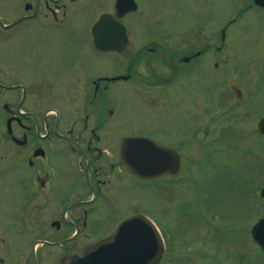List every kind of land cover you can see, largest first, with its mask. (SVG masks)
<instances>
[{
  "label": "rangeland",
  "instance_id": "rangeland-1",
  "mask_svg": "<svg viewBox=\"0 0 264 264\" xmlns=\"http://www.w3.org/2000/svg\"><path fill=\"white\" fill-rule=\"evenodd\" d=\"M82 1L85 3L80 1L67 12L69 20L61 29L50 24L40 31L39 36L28 38L27 34L35 24L25 22L8 31L13 34L10 40L2 42L0 38V45L36 46L49 51L48 54L59 55L60 62L70 60L71 56L72 60L79 59L77 48L85 50L88 47L87 30L98 11L106 9L108 5V11H112V0ZM25 2L0 0V18L6 22L16 19L24 13ZM248 2L138 0V13L127 15L126 21H122L131 35L127 49L119 56L88 55L89 61L103 67L106 73L110 72L109 76H114V73L126 72L128 62L133 60L140 47L149 49L156 43L159 45L156 52L159 58L166 54L162 49H169L165 41L170 44L171 39L174 45L184 50L195 43L191 41L193 38L203 43L200 49L206 47V53L199 61L203 74L197 76L191 85L189 94L192 97L186 100L184 106L176 108L180 112H172V115L182 114L179 120L178 117L174 118L185 124L174 122L173 127L166 126L170 122L166 118V111L150 118V113L161 110V107L156 109L154 104L136 105L135 79L115 83L113 93L117 95L114 101L110 99L111 105L120 108L121 115L126 117V133L149 132L158 139H165L169 133L166 131L171 130L172 144L181 156L179 171L173 177H159L154 182L128 178V182H121L122 185L111 196L110 205L105 206L108 210L105 216L111 220L122 218L134 210L120 207L123 198L126 204L138 201L140 212L155 221L161 235L170 239L165 242L166 250L161 264H187L189 257H193L192 264H264V251L261 253L251 241L249 233L252 224L264 217V201L258 197L259 188L264 183V136L258 133L255 123L264 114V10L254 6L245 9ZM240 7L244 8V14L228 25L226 20L234 16ZM225 24L226 36L221 43L220 33ZM197 30L206 34L196 33ZM222 51L227 52L229 62L223 63L225 57L218 56ZM149 58L158 60L149 54L147 58L142 56L138 59L141 64L136 66L137 69L134 67L136 75L153 76L146 65ZM214 61L224 64L219 67L223 68L212 70ZM227 63H232L233 67L225 66ZM251 65L255 67L254 73ZM166 67L157 68L156 76L164 78L167 72L168 78L174 77V88L176 83L183 82L184 76L187 80L196 76L197 70H193L192 65L186 74L173 76ZM249 68L250 74L247 73ZM257 75L259 79L255 80ZM128 83L130 88L126 92ZM197 86L199 89L204 86L205 95L202 93L199 97L196 94L194 89ZM233 86L241 90L244 99H236ZM217 88H221L225 94L222 92V96L214 100ZM174 92L182 93L181 90ZM197 110L199 116L194 114ZM184 111L187 115H184ZM148 120L152 122L151 125ZM0 123H4L3 117H0ZM151 126L155 129H151ZM246 178L252 180L249 185L244 181ZM227 180L226 187L230 190L235 191V185L248 190L238 197L239 206L230 208L226 204L229 201L235 203L234 197L223 190L226 187L221 186V182L226 184ZM102 232L98 225L93 237ZM171 242L174 245L168 247L167 243ZM232 245L235 251L229 258L225 254Z\"/></svg>",
  "mask_w": 264,
  "mask_h": 264
},
{
  "label": "flooded vegetation",
  "instance_id": "flooded-vegetation-1",
  "mask_svg": "<svg viewBox=\"0 0 264 264\" xmlns=\"http://www.w3.org/2000/svg\"><path fill=\"white\" fill-rule=\"evenodd\" d=\"M27 1L23 20L0 27V33L6 31L3 39L10 40L13 34L8 31L25 22L35 24L28 38L39 36L50 24L59 30L69 20L67 12L72 6L85 3ZM106 11L100 9L89 25L88 47L77 48V60L71 56L60 62L59 55L36 46L0 45V102L6 107L0 109L5 120L4 125L0 123V264H63L67 257L81 255L107 240L123 218L140 212L137 200L126 204L123 198L120 207L134 210L122 218L105 216V206L110 205L121 182L141 180L120 158L122 139L127 135L154 138L147 132H125L126 117L110 105L114 81L103 67L88 59V55L108 53L95 49L91 34L93 22ZM195 46L179 53L169 45L171 50L162 49L166 54L159 58L154 43L135 53L134 66L141 64L137 59L149 54L167 66L172 76L186 74L190 65L200 68L204 49L199 48L201 44ZM136 74L133 77L128 71L121 80H136L140 105L154 104L156 109L160 105L167 110L173 107L174 91L188 89L183 82L174 88V77ZM98 225L103 232L93 237Z\"/></svg>",
  "mask_w": 264,
  "mask_h": 264
},
{
  "label": "water",
  "instance_id": "water-1",
  "mask_svg": "<svg viewBox=\"0 0 264 264\" xmlns=\"http://www.w3.org/2000/svg\"><path fill=\"white\" fill-rule=\"evenodd\" d=\"M254 1L264 6V0ZM135 7L133 0H116L115 16L120 17ZM125 32V27L108 14L101 15L92 27L93 35L106 41L104 47L117 51L125 44ZM258 130L264 134V117L258 123ZM121 157L133 173L142 177L175 172L178 167L175 151L145 137L125 138ZM261 195L264 196V186ZM252 235L264 247V218L254 224ZM161 248V240L153 224L145 217L135 215L123 220L109 241L93 247L82 256L67 259L65 264H156Z\"/></svg>",
  "mask_w": 264,
  "mask_h": 264
}]
</instances>
